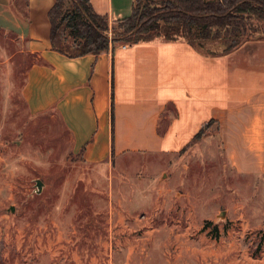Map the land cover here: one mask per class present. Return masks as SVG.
I'll use <instances>...</instances> for the list:
<instances>
[{
	"label": "rangeland",
	"instance_id": "374dc122",
	"mask_svg": "<svg viewBox=\"0 0 264 264\" xmlns=\"http://www.w3.org/2000/svg\"><path fill=\"white\" fill-rule=\"evenodd\" d=\"M119 22L109 20V30L121 31ZM245 23L240 47L248 48L264 39V19ZM203 48L225 50L218 38ZM16 51L0 29V264H234L243 249L255 255L264 245V216H256L264 189L218 155L199 158L213 153L212 142L194 147L185 174L168 169L170 191L154 173L160 157L87 163L56 117L24 111L19 88L32 57ZM234 194L246 205L235 206Z\"/></svg>",
	"mask_w": 264,
	"mask_h": 264
},
{
	"label": "crops",
	"instance_id": "0c3cea01",
	"mask_svg": "<svg viewBox=\"0 0 264 264\" xmlns=\"http://www.w3.org/2000/svg\"><path fill=\"white\" fill-rule=\"evenodd\" d=\"M133 1L89 0L110 21L128 16ZM54 2L24 0L19 7L0 0V29L15 39L16 53L32 57L19 88L27 114L56 117L68 134L69 150L90 164L162 158L154 173L163 172L169 191L176 185H170L168 169L185 174L194 147L208 142L213 153L199 158L218 155L233 173L264 189V39L226 54L157 38L69 57L51 46ZM246 197L234 194L231 200L243 206ZM256 216L262 218L264 210ZM248 251L243 249L234 264H264V245L255 255Z\"/></svg>",
	"mask_w": 264,
	"mask_h": 264
},
{
	"label": "trees",
	"instance_id": "16d2710c",
	"mask_svg": "<svg viewBox=\"0 0 264 264\" xmlns=\"http://www.w3.org/2000/svg\"><path fill=\"white\" fill-rule=\"evenodd\" d=\"M66 1L55 0L49 11L50 42L54 50L69 57L98 54L119 43L157 38L184 40L210 55L215 54L203 48V41L218 38L225 46V54L242 44L245 19H264V0H134L131 13L120 19L121 31L116 32L109 30L107 15L97 14L89 0H70L71 6L64 9ZM13 3L21 7L24 0Z\"/></svg>",
	"mask_w": 264,
	"mask_h": 264
}]
</instances>
